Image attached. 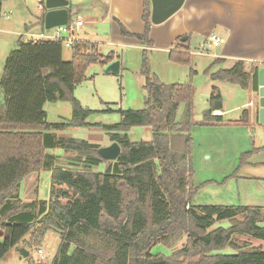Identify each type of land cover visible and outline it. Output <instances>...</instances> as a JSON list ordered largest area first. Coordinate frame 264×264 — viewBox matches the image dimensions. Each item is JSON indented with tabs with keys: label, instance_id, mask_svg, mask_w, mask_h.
Listing matches in <instances>:
<instances>
[{
	"label": "trees",
	"instance_id": "trees-1",
	"mask_svg": "<svg viewBox=\"0 0 264 264\" xmlns=\"http://www.w3.org/2000/svg\"><path fill=\"white\" fill-rule=\"evenodd\" d=\"M143 20L144 32L136 37L147 43L150 0H144ZM70 49L72 58L65 61L61 41L20 37L4 61L0 76V259L27 234L26 247L31 248L53 230L60 238L57 254L51 259H33L29 254L25 264H264L263 249L249 241L238 245L232 239L238 233L264 241V209L189 201L195 191L188 149L189 83L167 84L147 76L143 109H119V122L93 124L121 148L115 161H107L105 173L93 168L106 161L97 154L99 145L56 133L92 125L86 121L92 110L83 107L73 91L85 79L90 64L104 65L114 59L86 41H73ZM169 54L178 62L190 61L187 54ZM257 70L253 69L254 88ZM211 77L242 88L250 79L242 62ZM58 101L70 102L71 116L50 123L44 105ZM181 103L185 109L178 121ZM220 108V95L211 93L202 122H222L221 115L211 114ZM242 116L237 122H246V110ZM132 126L149 128L152 139L131 141L127 131ZM56 148L74 155L67 158L48 152ZM42 170L51 175L49 199L22 200L20 182ZM222 220L229 225L216 226ZM184 234L187 241L170 257L151 252L156 244L171 247Z\"/></svg>",
	"mask_w": 264,
	"mask_h": 264
},
{
	"label": "rangeland",
	"instance_id": "rangeland-1",
	"mask_svg": "<svg viewBox=\"0 0 264 264\" xmlns=\"http://www.w3.org/2000/svg\"><path fill=\"white\" fill-rule=\"evenodd\" d=\"M9 10L12 11V15L6 18L5 13ZM40 13L37 0H3L0 13V76L4 61L16 43L15 29L22 26V21H33L35 16ZM81 16L85 18L84 15L81 14ZM74 18L73 15L72 21ZM86 26L81 29L92 30L94 28L101 35L104 32L108 33V28L103 23L94 22L91 26ZM77 34L76 31L75 37L71 38H76ZM141 44L130 41L121 45L109 42L106 38L102 43H99L102 54L108 55L113 52V55H118L116 60L120 63L119 73L107 74L103 71V65L100 63L90 64L85 70V79L75 87L73 96L79 100L83 107L92 110L86 119L87 123L92 125L71 127L56 133L82 139L100 147L108 146L111 144L108 134L101 127L93 124L119 122L120 116L117 111L119 109H143L146 95L144 85L147 76L167 84L189 83L194 92L191 100L192 126L189 130L191 139L188 149L190 179L191 184L195 187V191L190 195V203L193 205L264 206V125H242L231 122L238 118L237 113H240V107H237L236 104L237 96H233L230 90L226 91L225 89L223 90L225 109L222 117L226 121L222 124L203 123V115L208 108L209 80L212 74L205 69L206 67H201L202 61L205 60L200 58L198 68L194 70L190 67L194 58H190L188 63L178 62L170 58L169 52L156 49L152 44L151 47H145L147 44L145 42H141ZM71 54V49L64 45L63 59L69 60ZM238 91L240 94L238 97L244 95L243 89ZM107 108L113 111H107ZM184 109L185 104L181 103L176 112V120H182ZM44 110L46 119L50 123L59 122L62 118L69 119L71 116L69 101L47 102L44 105ZM127 134L131 141H150L152 139L151 130L144 126H132L128 129ZM175 142L182 147L181 142ZM48 152L63 156L65 153L61 148L48 149ZM73 155V152L65 154L67 158ZM109 164L107 161H102L93 167L94 171L105 173ZM31 179L35 180L34 185L30 184ZM30 180L26 179V185L22 183L20 198L24 201L34 198L48 200L51 185L50 172L42 170L34 173ZM61 201L65 202V199L63 198ZM217 225L227 227L229 222L222 220L217 222ZM24 238L25 240L11 248L0 259V264H25L29 255L24 258L20 253L21 248L26 249L33 259L40 257L37 249L42 250L40 258L51 259L58 252L60 238L59 234L53 230L46 231L39 244L31 248H27L29 247L27 244L29 234ZM232 239L238 245L249 241L254 247L264 250V241L258 243V240L256 241L248 235L236 233ZM186 241L187 235L184 234L178 241L172 243L171 247L156 244L151 252L170 257ZM71 250L72 247H70ZM227 250L229 252L231 249Z\"/></svg>",
	"mask_w": 264,
	"mask_h": 264
},
{
	"label": "crops",
	"instance_id": "crops-1",
	"mask_svg": "<svg viewBox=\"0 0 264 264\" xmlns=\"http://www.w3.org/2000/svg\"><path fill=\"white\" fill-rule=\"evenodd\" d=\"M37 2L41 13L35 16L33 21H22L23 27H21L23 29L20 27L14 31L17 37L15 42L20 37L24 40L33 41L50 39L48 36L54 33L53 30L49 31L53 27L50 29L44 27V14L46 12L44 0H37ZM68 2V20L70 21L67 23L69 25L74 24L77 19H80L83 24L74 30L72 35L69 32H61L59 34L61 39L75 37L77 31L78 34L73 39L95 44L100 54L102 53L99 43H102L104 38L108 39L109 42L121 45H125L130 41L139 44L144 43L143 40L136 37V35L142 34L145 29L143 20L144 0H71V4L70 0ZM11 15V10L5 13L6 18ZM73 15L75 18L72 21ZM94 22L105 24L108 33L104 32L101 35L94 28L92 30L81 29L85 25L91 26ZM210 34H217L221 37L222 43L218 47L208 46ZM151 44L161 51L187 54L190 58H194V62L190 64V67L194 70L198 68L200 63L198 60L203 58L205 61H202L201 67H206L205 69L212 74L220 70L230 69L235 63L242 62L244 72L249 74L250 77L248 86L242 88L235 82L211 77L207 99L208 108L210 94H219L221 108L213 110L211 114L222 116L225 109L223 90H230L233 96H237L236 104L237 107H240V113H237L239 116L236 114L238 118L230 121L242 125H264V123L259 122L255 106L257 87L254 88L255 81L253 78V69L264 67V0H185L182 7L167 20L160 24L151 23L148 42L145 47H151ZM62 45L64 46L63 43ZM110 54L113 55V52L108 55ZM71 58L72 54L69 60ZM116 58H118V55L114 54V59ZM239 89H243L244 92L241 97H238L240 95L238 93ZM193 92L192 88V96ZM244 110L247 111L246 122H237L242 119ZM225 121L215 124H222ZM32 175H28L20 182L19 195L22 183L26 185V179L30 180ZM30 181V184H33V182L35 184V180L31 179ZM248 206H257L264 209V206L261 205ZM260 241L262 240H258V243Z\"/></svg>",
	"mask_w": 264,
	"mask_h": 264
},
{
	"label": "water",
	"instance_id": "water-1",
	"mask_svg": "<svg viewBox=\"0 0 264 264\" xmlns=\"http://www.w3.org/2000/svg\"><path fill=\"white\" fill-rule=\"evenodd\" d=\"M185 0H150V22L160 24L178 11ZM68 0H44L46 12L44 14V27L50 29L55 26L65 25L68 22ZM119 61L112 60L103 67L107 74H117ZM255 92V106L260 123H264V67L257 70V84ZM121 153L118 142H111L108 146L99 147L97 154L106 161H115ZM21 255L26 258L29 252L21 248Z\"/></svg>",
	"mask_w": 264,
	"mask_h": 264
},
{
	"label": "built area",
	"instance_id": "built-area-1",
	"mask_svg": "<svg viewBox=\"0 0 264 264\" xmlns=\"http://www.w3.org/2000/svg\"><path fill=\"white\" fill-rule=\"evenodd\" d=\"M41 1V0H39ZM83 24V21L80 19H77L74 24H65L61 26H55L52 28L54 33L52 35H49L48 38L51 40H59L61 41L66 47H71L73 41H75L73 38H67V39H61L59 34L61 32H69L71 35L73 34V31L76 30L79 26ZM222 43L221 37H219L217 34H210L208 37V46L209 47H218ZM37 253L42 257V250L39 249Z\"/></svg>",
	"mask_w": 264,
	"mask_h": 264
}]
</instances>
